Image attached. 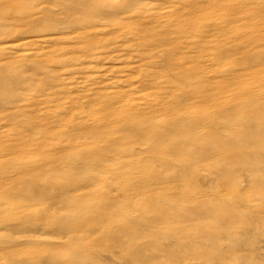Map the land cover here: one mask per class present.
I'll list each match as a JSON object with an SVG mask.
<instances>
[{
	"label": "bare ground",
	"instance_id": "6f19581e",
	"mask_svg": "<svg viewBox=\"0 0 264 264\" xmlns=\"http://www.w3.org/2000/svg\"><path fill=\"white\" fill-rule=\"evenodd\" d=\"M34 1L10 3L15 11L0 0V264H264V2L229 3L230 23L202 20L194 42L190 21L143 12L152 0ZM238 15L254 28L235 29ZM116 27L125 32L106 54L125 44L145 70V103L124 99L128 75L115 82L125 92L112 81L106 95L91 86L87 95L84 81L65 108L62 74L79 83L90 71L101 84L106 67L133 62L125 49L69 55L66 42L78 31L93 46ZM214 30L224 43L202 42ZM33 43L66 45L47 59ZM42 104L53 111L45 120Z\"/></svg>",
	"mask_w": 264,
	"mask_h": 264
},
{
	"label": "rangeland",
	"instance_id": "374dc122",
	"mask_svg": "<svg viewBox=\"0 0 264 264\" xmlns=\"http://www.w3.org/2000/svg\"><path fill=\"white\" fill-rule=\"evenodd\" d=\"M6 1V0H5ZM8 1V0H7ZM43 1L44 0H35L34 2L35 3H43ZM101 1H104L105 3H107V4H114V3H116V2H118V3H121L123 0H101ZM172 1V2H171ZM174 1L175 0H170V1H168V2H166V4L165 3H163V4H159V1H154V0H152L151 1V4L150 5H148L149 7H147V6H145L146 8H145V11H143V12H146L147 13V11H148V9L150 10V11H152V10H156V11H153V12H158L161 16H164V21H168V22H170V24H171V22H172V20H173V22L176 24V23H189V21H190V23H192V24H194V28L195 29H193V31H192V33H191V36H190V34H189V36L191 37V39H190V37H187L190 41H194V42H196L197 41V35H199L200 34V32H201V30H200V27H201V22H202V20H209L210 21V19H212L211 17H214L213 18V20L211 21V22H209L210 24H219V22H220V24H221V22H222V24H229L230 23V19H231V17L229 16V14H228V4L230 3H235V2H237V1H239V0H228V2H227V0H221V1H219V0H216V1H218V2H216L215 0H182L181 2H179V0H178V2L177 1H175L176 3V5L174 4ZM13 2L14 1H10L9 0V2H6V3H12L13 4ZM15 2H17V0H15ZM14 2V3H15ZM214 2H215V4H218V5H214ZM254 2H258V1H253V3H252V1H250V2H247V4L250 6H254ZM261 3H263L264 2V0H261L260 1ZM5 2H3V4H4ZM154 3L156 4L157 3V5L155 6L154 5ZM250 3V4H249ZM8 4V5H9ZM12 4H10V6H8L7 4V6L6 5H3V7H7V9L9 10L10 8L11 9H15L14 7H12ZM45 4L47 5V4H49V6H50V8L52 7V6H54V5H52L51 3H46L45 2ZM53 4H55V3H53ZM153 4V5H152ZM179 4V5H178ZM181 4V5H180ZM223 4V5H222ZM174 5V6H173ZM222 5V7H220V6ZM13 6H15L16 7V4H14ZM165 6L167 7V8H165ZM177 6H179V7H181V8H179V7H177ZM216 6V7H215ZM220 8H222V9H220ZM152 7L154 8V9H152ZM162 7H163V9H162ZM177 7V8H176ZM197 7V8H196ZM214 7V8H213ZM161 8V9H160ZM211 8V9H210ZM53 9V8H52ZM57 9H59L58 8V6L56 7V5L54 6V11H57ZM152 9V10H151ZM166 9H168V10H166ZM202 9V10H201ZM163 10V11H162ZM210 10V11H209ZM213 10H215V11H213ZM15 11H16V9H15ZM167 13H166V12ZM178 11H179V13H178ZM149 12V11H148ZM165 12V13H164ZM173 12V13H172ZM183 12V13H182ZM194 12V13H193ZM201 12V13H200ZM171 13L173 14L171 17H170V15H171ZM180 13H181V16H178V15H180ZM204 13V14H203ZM64 14V13H63ZM128 13H126V15H127ZM166 14L169 16V18H168V16H166ZM175 14V15H174ZM211 14V15H210ZM213 14V15H212ZM16 15H19V16H17V17H22L23 16V13H19V12H15V16ZM65 15V14H64ZM64 15H62V17H65ZM126 15H124L123 14V16L122 17H124V16H126ZM177 15V16H176ZM193 15V16H192ZM209 15V16H208ZM223 15V16H222ZM228 15V16H227ZM239 15H241V14H239ZM238 15V16H239ZM128 17H129V15H127ZM127 16L126 17H124L123 19H125V18H127ZM235 16H237L236 14H235ZM242 16V15H241ZM120 18H121V16H119ZM206 17H207V19H206ZM244 17V16H243ZM228 18H230V19H228ZM238 18V21L236 22V26H234V28L235 29H237V30H242L243 28L244 29H250L251 27H253L254 28V22H248V21H243L241 18H240V16L239 17H237ZM239 18L241 19V20H239ZM66 19V18H65ZM68 19V18H67ZM129 19H131V18H129ZM172 19V20H171ZM175 19V20H174ZM219 21H218V20ZM103 20H106V19H103ZM186 20H187V22H186ZM229 20V21H228ZM110 21V20H109ZM129 21L130 20H127L126 22H128L129 23ZM133 21H136V20H133ZM218 21V23H216ZM240 21H242V22H240ZM106 22H108V21H106ZM111 22V21H110ZM208 22V21H207ZM224 22V23H223ZM239 22V23H238ZM17 23V22H16ZM126 24V25H129V24ZM123 24H125V23H123ZM126 25H122V26H126ZM196 25V26H195ZM253 25V26H252ZM17 28H18V26H24V24L21 22H18L16 25H15ZM121 26V27H122ZM200 26V27H199ZM228 26V25H227ZM20 27V28H21ZM172 27L173 28H175L174 27V25H172ZM117 28H119V27H116V28H114L113 30L114 31H112L111 29H106V31H105V33H103V34H101V35H99V36H97V39H95V41H96V43L93 45V46H89V45H87V43H89L90 42V40L89 41H87V39H85V40H81V39H78V38H80L81 37V33L79 34V33H74V35H76V36H73V38L72 39H70V40H68V42H66L68 45H70L71 46V48H69L70 50L68 51V54L69 55H71V53H82V52H87V53H89V55H93V56H95V55H99V56H103V55H110V53H112V54H116V51H118L119 50V48H117L116 50H114V52H112V50L111 49H109L108 50V54H106L107 53V50H106V48H107V46H109L110 45V42L113 40H118V38L120 37V35H123V33L125 32V30H124V32H122V29H123V27H122V29L120 28V29H117ZM197 28V29H196ZM115 29H117V31L115 30ZM124 29H126L127 30V27L126 28H124ZM175 31L176 30H178L177 28H175L174 29ZM185 31V30H184ZM196 31H198V32H196ZM220 30H218L217 32H216V30H214V32L212 31L211 32V34L210 33H206V34H204V38L203 37H201V38H203L204 39V41H202V42H206L207 40L209 41L210 39H214V40H221V43L223 44L224 43V39L221 37H218L219 36V32ZM227 31V30H226ZM249 31V30H248ZM110 32V33H109ZM223 33H225V31L223 30L222 31ZM34 34H39V33H37V32H35ZM209 35V36H208ZM203 36V35H202ZM216 38V39H215ZM196 39V40H195ZM21 41H23V40H20V42ZM80 43H79V42ZM17 43H19V41H17ZM66 43H60V44H57V45H55V46H46V44H41L40 45V47L37 45V43H33L34 44V47L32 48V47H29L30 45H28V46H25L26 48H32L34 51H38V47H39V51L40 52H42L43 51V53H42V55H45L44 57L45 58H56V56H55V54H57V51L60 49V47H65V45H66ZM35 44H36V46H38L37 47V49H34V48H36V46H35ZM65 44V45H64ZM13 45V44H12ZM59 45V46H58ZM44 48H43V47ZM122 46H124V48H121ZM120 48H121V50L123 51V49H125V44H123ZM119 47V46H118ZM58 48V49H57ZM73 48H75V49H73ZM88 48V49H87ZM212 48V47H211ZM211 48H207V49H205L207 52H209V54H210V52H212L211 54H214L213 52H216V50L214 49V51H213V49H211ZM43 49V50H42ZM108 49V48H107ZM121 50H119L120 52L118 53V54H120V53H122V51ZM211 50V51H210ZM38 51V52H39ZM125 51H127L126 49L124 50V52ZM204 51V50H203ZM123 52V53H124ZM202 52V51H201ZM201 52H198V53H201ZM207 52L205 53V52H202L201 54L202 55H205V54H207ZM6 54V55H5ZM5 54H1V55H5V57L6 56H9V58L10 57H12V56H16L17 54H18V51L17 52H15V53H13V55H12V53H5ZM7 54H10V55H7ZM192 55H193V53H191ZM196 54H197V52H196ZM41 55V54H40ZM41 55V56H42ZM124 56H125V58H124V56H122V54H121V58H123L124 60H125V62H128L129 61V58L131 59L130 61H133L132 60V58L133 57H131L130 55L128 56L127 55V53L125 52L124 54H123ZM2 57V56H1ZM2 58H4V57H2ZM127 58V59H126ZM123 59H120V60H122V62L124 61ZM89 60H91L92 61V65H93V63L95 64V62H94V60L93 59H89ZM128 60V61H127ZM135 60H136V58H135ZM102 61V62H101ZM100 65H101V67L99 68V69H101L102 70V68H103V66L105 67V65H103L104 63L105 64H107L108 63V65H110V63H112L111 61H110V58L109 57H107V58H104L103 60H100ZM110 62V63H109ZM120 62V61H119ZM119 62H116V64L118 65L119 64V66H117V67H122V66H124V67H129L128 69H131V70H128L127 68H124L123 67V70L125 69V70H128L127 72H125L124 73V71H121V69H120V71L119 70H117V69H119V68H115L116 66L115 65H110V66H108V67H106L107 69H108V71H106V69H104L106 72H103V73H105V74H108V76H110L111 77V79H110V77H109V79L107 80V81H101V84L100 83H98V82H100V80L97 82L96 81V79H95V77L97 76V74L95 73V71L93 70V72L95 73V74H91V72L90 71H86L87 73H83L82 74V72H81V70H77V71H75L76 72V75L75 76H80L81 74H82V77H78V78H81L80 80H79V83H76V82H78V80H76V81H74V79H72V77H68V76H66L65 74H62V75H64V77H61V79L63 80V82L67 85L66 86V89H64V93H62V95L64 96V98H63V96H61L60 97V94H56V97H58L59 99H60V101L63 103V106L66 108V107H68L69 106V108H70V110L73 108V106H76L75 104V102H73V101H71V99L70 98H72L73 96H79L80 94H78V95H75L74 93L76 92V91H80V90H82V86H83V84L82 83H84V81H87L88 82V84H87V88H86V94L88 95L89 94V92L91 91L90 89H89V86H91V88L92 89H96V88H98L99 89V87H100V90H101V87H102V89L104 90V92H105V95H106V93H107V91H105V89H107V90H111L112 88L110 87L111 85H110V83L112 82V83H114L115 84V82H117V81H119L118 79H120V77H122L121 79H126L127 77L126 76H128V75H130V77H131V79L130 80H132V81H134V84H132L131 86H129L128 87V85L127 84H122V85H124V88L126 89V92H127V96H125L124 97V99L125 100H127L128 99V96L129 97H131L129 100H132L134 103H137L138 102V104H139V102L141 103V105H143L145 102H143V100L145 99V97L143 96V95H147V94H145L144 92L145 91H147L146 89H145V87H143V86H141L140 87V85L141 84H139V82L140 81H138L139 79H140V77H138V76H140L141 75V77H142V75L144 74V73H142V72H145V70L143 69V68H141L140 67V65H138L137 63H139V62H137V63H135L134 61L131 63H129V65H128V63L127 64H125L124 62V64H122L121 62L119 63ZM135 63V64H134ZM121 64V65H120ZM137 64V65H136ZM95 65H93V68L95 69V67H94ZM114 68H113V67ZM136 66H138V67H136ZM97 67V66H96ZM112 67V68H111ZM131 67H135V68H138V70H136L137 72H138V74H137V72H135V71H133V69L131 68ZM67 69V67L65 66L64 67V65L62 66V67H60L59 68V71H58V73H65L64 71ZM109 68H110V70H109ZM134 68V69H135ZM62 69V70H61ZM65 69V70H64ZM98 69V68H97ZM142 69V70H141ZM64 70V71H63ZM104 70H102V71H104ZM112 70V71H111ZM113 70H115V72L113 71ZM118 71V73H117V71ZM144 70V71H143ZM114 72L115 74H113V73H109V72ZM147 71V70H146ZM149 71V70H148ZM90 72V73H89ZM122 74V73H124V74H120V73ZM132 72V73H131ZM150 72V71H149ZM29 74V73H28ZM90 74V75H89ZM117 74H120L119 75V78L118 77H113V75L114 76H118ZM86 76H88L87 78L88 79H92V81L90 80V82L87 80V78H86ZM126 77V78H125ZM129 77V78H130ZM133 77V78H132ZM78 78H76V79H78ZM120 79V81L122 82V80ZM133 79H135V80H133ZM94 81L96 82L95 84H93L94 83ZM137 82V86H134V85H136V82ZM40 82L41 81H37V83H35V86L37 87V86H39V85H41L40 84ZM142 82V81H141ZM98 83V85H96ZM78 84H80V85H78ZM91 84H93V85H91ZM109 85V86H108ZM116 85V84H115ZM122 85H120L119 87H118V84L116 85L117 87L115 88L116 90H114V89H112V91H111V94H113L114 93V91H115V93H116V91L118 92H125V90H124V88H123V86ZM125 85H126V87H125ZM105 86V87H104ZM132 86L134 87V90H132ZM107 87V88H106ZM140 88V90L138 89V88ZM105 88V89H104ZM111 88V89H110ZM119 88V89H118ZM78 89V90H77ZM90 90V91H89ZM114 90V91H113ZM73 91V92H72ZM133 91H134V93H135V96H136V94L139 92V94H141V95H139V94H137L138 95V97L136 98V97H133L134 96V93H133ZM54 90H52V89H48V90H45L44 91V94H49V95H53L54 94ZM71 92V93H70ZM129 92H130V94H129ZM132 92V93H131ZM152 92V91H151ZM36 92H33V91H31L29 94H28V96H27V98L29 97V98H35L34 96H32L33 94H35ZM103 93V91L101 90L100 91V94H102ZM142 93H143V95H142ZM71 94H73V95H71ZM92 94V92H90V95ZM94 94V93H93ZM96 94V93H95ZM95 94L93 95V96H95ZM99 94V95H100ZM37 94H35V96H36ZM97 96H98V94H96ZM105 95H103V96H105ZM117 95H119L120 96V94L119 93H117ZM152 95H153V93H152ZM152 95H150L152 98H150V100H152L155 96H152ZM92 96V95H91ZM97 96L96 97H92L93 98V100H95L96 98H97ZM103 96H102V98H103ZM107 98H109V99H111V96H108ZM107 98L106 99H104V100H107ZM139 98H141V99H139ZM101 99V98H100ZM74 100H77L76 98L74 99ZM124 100V101H125ZM138 100V101H137ZM140 100V101H139ZM80 101V103H81V101L84 103L85 101L82 99V100H79ZM122 101H123V99H122ZM123 101V102H124ZM51 102H54L53 100L51 101ZM69 102V103H68ZM66 103V104H65ZM88 103H92L91 101L89 102L88 101ZM82 104V103H81ZM77 105H79L78 103H77ZM43 107H45V106H43V104L41 105V108L37 111L38 112V115H39V117L38 118H40V119H43V120H45L46 118H48L50 115H51V113H53V111H48L47 112V110H46V107L45 108H43ZM159 106L158 105H155L154 107H153V109L155 108H158ZM29 108V107H28ZM76 111L74 110L73 111V113H70V115L68 114V117H70V116H74L76 113H75ZM79 112V111H78ZM18 120V119H17ZM20 120H21V118H19V120L17 121V122H20ZM199 181V183H204V179H202V178H199L198 180H197V182ZM202 181V182H201ZM205 187H207L206 185H205ZM257 200H254V202H255V204H258L259 202L257 201ZM254 202H253V204H254ZM262 236V235H261ZM263 237V236H262ZM261 237V238H262ZM261 244H263L262 243V241H261ZM264 245V244H263ZM263 260H264V257H263Z\"/></svg>",
	"mask_w": 264,
	"mask_h": 264
}]
</instances>
